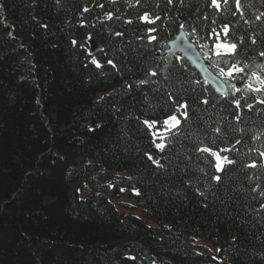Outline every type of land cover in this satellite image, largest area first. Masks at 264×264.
<instances>
[{
    "label": "trees",
    "instance_id": "obj_1",
    "mask_svg": "<svg viewBox=\"0 0 264 264\" xmlns=\"http://www.w3.org/2000/svg\"><path fill=\"white\" fill-rule=\"evenodd\" d=\"M242 2L251 27L239 15L218 23L245 35L243 64L264 52V3ZM144 12L161 20L138 21ZM206 12L204 0H0V264H264V168L245 167L264 162L250 151L264 150V105L250 96L237 123L229 101L244 93L223 98L185 58L163 53L180 29L206 43ZM173 114L180 134L160 152L143 121ZM231 145L223 173L196 151Z\"/></svg>",
    "mask_w": 264,
    "mask_h": 264
},
{
    "label": "snow or ice",
    "instance_id": "obj_2",
    "mask_svg": "<svg viewBox=\"0 0 264 264\" xmlns=\"http://www.w3.org/2000/svg\"><path fill=\"white\" fill-rule=\"evenodd\" d=\"M60 0H57V3H59ZM111 3L115 4L117 0H110ZM262 3H264V0H261ZM127 6L132 8L136 5L141 4V0H135L133 3V0H126ZM167 5H172L173 0H166ZM179 3L181 6H183L184 0H179ZM206 8L209 10V12L212 13L211 16L206 12L203 15V20L208 21L210 20L211 26H206L208 28L205 35L202 37L203 40L206 41V43L199 46V51L203 54L202 58L209 60L211 63L209 67H215L217 69V75L220 77H224L223 83L228 84L232 88V92L229 93L227 90L222 92L223 98H229L236 97L237 93H244L239 98L230 99L229 103L230 106H234L233 116L237 123L242 122L243 115H244V109H247L251 111L254 107L253 103H248V98L250 96L255 97V103L264 105V63H261L258 60H249L247 63H241L237 57L241 54V52H245V35L242 34L239 37H236L235 32V24H233L232 21H229L227 23H218V21L226 20L228 16L236 17L239 15L240 20L243 21L245 25H248L251 27L252 23L254 21L248 19L245 17V8L250 7V5L243 3L242 0H204ZM99 7L103 8V4H99ZM143 6V5H141ZM157 8H159V3L156 5ZM83 11L86 13L89 11L88 7H85ZM119 9H117V12ZM197 12H199V9H197ZM264 17V12H261L258 15H255V21H261V18ZM120 17H117L119 19ZM113 19V13L111 11H108L104 14L103 19L101 20V23H103L104 20H112ZM199 19V17H197ZM138 21H143L145 24H151L156 25L157 21L161 20V17L159 14H150L148 12H144L142 15L137 17ZM128 24L133 23L131 19L126 21ZM163 23V22H161ZM180 28H184L183 24H180ZM159 29V26H154L151 28H147L146 32L149 33H156ZM203 31V29H202ZM246 33L248 32L247 29L244 30ZM116 36H121L122 33H115ZM191 35L196 36L197 40L201 39V37L197 34L196 27H191ZM259 34L252 32L247 34V40L250 41L251 45H256L258 43L257 36ZM147 38L150 42L157 39L155 35L151 36H144L138 37V39H145ZM261 41H264V36L260 37ZM74 45L76 44V41L74 40L72 42ZM83 47V43L81 44ZM196 46L193 44H189L188 47H183L182 41L180 44V48H182L183 53L187 54V56H191L193 49ZM260 56H264V52L260 53ZM92 64H94L97 68L102 67L100 62L95 58V56L92 57L91 61ZM107 64L112 65L113 68H116V65L113 63L112 60H108ZM221 64L224 66L222 67ZM259 73V75H257ZM151 76H156V72H151ZM239 79L240 81H243L244 87H238L236 83H230L231 81H235ZM141 84L146 83V81H140ZM246 90V91H245ZM170 99H173L170 95ZM242 100L244 101L243 108L241 107ZM199 103H202L204 105H207L209 101L207 99H203ZM179 107H182L185 109V111L182 113V116L184 117L185 121L190 119L188 116V112L186 111L188 109V103L187 100H183L182 102H179ZM144 125L147 126V131L151 135V143L154 144L155 148L158 149L160 152H164L166 148L165 140L167 139L169 143L171 142V137L177 136L180 134V129L178 127L180 121L177 119L176 115L173 114L162 121H143ZM159 124V127L156 126ZM153 128H156V131H152ZM214 133L219 134L221 132V128L219 126L212 129ZM159 133H162L158 135ZM260 138L259 134L253 137L254 140H258ZM157 139H159V142H157ZM203 142L201 141V144ZM213 143H215V140H213ZM241 141L237 140L235 144H240ZM197 152L206 153L208 155L201 157V159L204 160L205 163L209 164L211 167H213L216 171V173H223L225 171V165H233L235 164L234 159H230L229 155L227 153L236 151L235 145H231L230 147H222L218 150H213L210 147L204 146L200 147L198 146L196 148ZM250 151L258 152L259 157L264 158V150L260 149H251ZM224 153V155H222ZM148 160L152 162L153 165L163 168L164 165L160 163L159 159H153L151 154L145 153ZM214 158V163L212 162V159ZM264 168V162H261L259 165H257L256 161H252V163L246 165V168H256V167ZM203 172V169H200ZM212 179L221 182L222 177L221 175H213ZM111 186V185H110ZM259 188V185H257L256 188H253L252 191H257ZM125 189L121 188L120 191H124ZM136 195H139V192L135 189H133ZM200 195H204L203 192L200 193ZM260 196L264 197V191L260 192ZM207 205H205L206 207ZM261 208H264V205H261ZM219 251V249H217ZM215 258V257H214ZM128 259H135V257H128Z\"/></svg>",
    "mask_w": 264,
    "mask_h": 264
},
{
    "label": "water",
    "instance_id": "obj_3",
    "mask_svg": "<svg viewBox=\"0 0 264 264\" xmlns=\"http://www.w3.org/2000/svg\"><path fill=\"white\" fill-rule=\"evenodd\" d=\"M183 44V47H188L189 44L195 45L193 42L189 41L185 32L183 30H179L175 37L167 43V48L164 50V54H175L180 57L185 58L190 62V64L199 72L201 78L207 82L209 85L213 87L218 93L222 94L225 91L226 85L223 83L220 77L215 75L209 69V63L202 58L203 54L199 51V47L193 49L191 56H187V54L183 53L182 48H180V44ZM98 50V46L94 41H90V51ZM258 61H262V58L255 59Z\"/></svg>",
    "mask_w": 264,
    "mask_h": 264
}]
</instances>
